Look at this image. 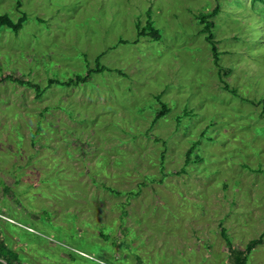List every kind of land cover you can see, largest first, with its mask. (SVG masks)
Masks as SVG:
<instances>
[{"label":"rangeland","instance_id":"1","mask_svg":"<svg viewBox=\"0 0 264 264\" xmlns=\"http://www.w3.org/2000/svg\"><path fill=\"white\" fill-rule=\"evenodd\" d=\"M217 6L221 75L196 20ZM23 14L0 28V232L21 263L234 264L226 242L261 237L245 264H264V0H0Z\"/></svg>","mask_w":264,"mask_h":264},{"label":"trees","instance_id":"2","mask_svg":"<svg viewBox=\"0 0 264 264\" xmlns=\"http://www.w3.org/2000/svg\"><path fill=\"white\" fill-rule=\"evenodd\" d=\"M258 0H252L253 3L257 2ZM219 11L218 6L210 11L208 14H198L197 22L203 25V32L206 34L205 39L209 43L210 50L213 56V64L217 68L218 73L221 75L223 69L219 65V55L217 50V43L214 39L212 30L214 29V23L210 19L215 17ZM195 17V18H196ZM26 21V17L23 14L21 17H19L15 22L8 16V15H0V28H8L12 30L13 32L17 33L21 28L23 23ZM139 36H150L152 39H159L160 35L156 29L152 26V22L150 21L149 17L147 19V23L144 27H141L140 24L137 25ZM147 30V32H146ZM99 58L96 59V67L92 70L90 69L85 76H76L75 79H68L66 81H58L55 79H49L47 86L50 85H58V86H64V87H70L74 86L76 84H82L87 83L90 79V75L94 73H102L106 71L104 67H100L99 64ZM228 72L225 71V75H227ZM223 83L224 90L230 91L231 93H234L233 90H230V88L227 86L226 83H224L223 78L221 79ZM15 82L19 85L28 86L31 88H34L36 91H38V94H41L40 88L37 85H33L28 81H19L15 80ZM157 101H160L161 95H157L155 97ZM169 112V109L166 107V105L162 104L160 110L156 113V116L154 117V121H157L158 119L164 117ZM196 148V143H193L188 151L186 152V159H185V166H187L192 159V155L194 153V150ZM262 243V238L260 237L257 240H253L249 242L244 250H235L232 248L229 242H226L228 245V249L230 251L231 256L233 257L235 263L234 264H245L247 261V257L254 251L255 247ZM0 264H22L19 260V255L16 251L8 247L5 243V241L2 238V234L0 232Z\"/></svg>","mask_w":264,"mask_h":264}]
</instances>
